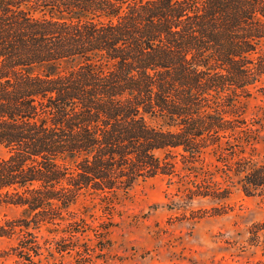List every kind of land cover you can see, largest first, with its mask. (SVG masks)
Here are the masks:
<instances>
[{"label":"trees","instance_id":"1","mask_svg":"<svg viewBox=\"0 0 264 264\" xmlns=\"http://www.w3.org/2000/svg\"><path fill=\"white\" fill-rule=\"evenodd\" d=\"M263 41L264 0H0V259L86 264L90 202L157 175L264 203Z\"/></svg>","mask_w":264,"mask_h":264},{"label":"rangeland","instance_id":"2","mask_svg":"<svg viewBox=\"0 0 264 264\" xmlns=\"http://www.w3.org/2000/svg\"><path fill=\"white\" fill-rule=\"evenodd\" d=\"M259 105H264L259 96L249 98L246 113L264 122ZM255 153L264 161V129ZM167 186L166 177L157 175L135 183L111 207L95 197L89 207L92 230L84 240L96 246L86 264H264V234L255 238L249 232L264 219L259 196L233 189L223 200L197 197L185 205L177 201L174 184ZM214 209L223 212L213 214ZM18 212L13 205H0V222ZM7 243L0 237V248ZM75 257L65 253L59 264H75ZM0 264L13 261L5 257Z\"/></svg>","mask_w":264,"mask_h":264}]
</instances>
